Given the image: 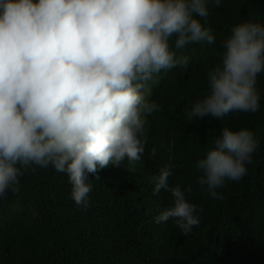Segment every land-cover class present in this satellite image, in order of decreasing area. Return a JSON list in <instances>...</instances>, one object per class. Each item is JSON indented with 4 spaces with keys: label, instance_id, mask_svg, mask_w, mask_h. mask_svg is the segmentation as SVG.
I'll use <instances>...</instances> for the list:
<instances>
[{
    "label": "clouds",
    "instance_id": "1",
    "mask_svg": "<svg viewBox=\"0 0 264 264\" xmlns=\"http://www.w3.org/2000/svg\"><path fill=\"white\" fill-rule=\"evenodd\" d=\"M208 17V0H0V197L19 192L30 169L51 166L67 175L72 200L87 209L89 174L99 180L110 163L142 160L148 117L159 110L147 82L188 64L175 50L215 43ZM222 47L207 70L206 93L185 109L189 123L260 109L264 25L235 24ZM257 143L246 127H224L195 162L198 187L223 200L218 189L246 175ZM174 168L164 162L151 177L154 193L170 194L154 220L171 219L187 236L202 209L187 197L191 185L170 183Z\"/></svg>",
    "mask_w": 264,
    "mask_h": 264
},
{
    "label": "trees",
    "instance_id": "2",
    "mask_svg": "<svg viewBox=\"0 0 264 264\" xmlns=\"http://www.w3.org/2000/svg\"><path fill=\"white\" fill-rule=\"evenodd\" d=\"M208 9L215 43L175 50L189 57L188 64L147 82L159 110L148 117L142 160L110 163L99 170V180L89 174L93 188L83 211L71 198L65 173L51 166L30 169L19 192L0 197V264H264V72L256 83L258 112L191 123L185 116L186 107L206 93L207 70L218 62L232 27L245 20L264 25V0H222L219 7L208 0ZM224 127H246L258 143L246 175L218 189L224 196L219 200L198 187L195 162L214 147ZM167 161L175 165L170 183L191 185L187 197L202 209L199 225L187 236L171 219L154 220L170 194L154 193L151 177Z\"/></svg>",
    "mask_w": 264,
    "mask_h": 264
}]
</instances>
